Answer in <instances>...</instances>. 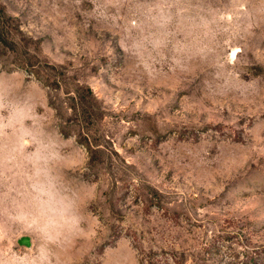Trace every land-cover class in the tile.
<instances>
[{"label":"rangeland","instance_id":"rangeland-1","mask_svg":"<svg viewBox=\"0 0 264 264\" xmlns=\"http://www.w3.org/2000/svg\"><path fill=\"white\" fill-rule=\"evenodd\" d=\"M0 264H264V0H0Z\"/></svg>","mask_w":264,"mask_h":264},{"label":"water","instance_id":"water-1","mask_svg":"<svg viewBox=\"0 0 264 264\" xmlns=\"http://www.w3.org/2000/svg\"><path fill=\"white\" fill-rule=\"evenodd\" d=\"M19 242H20L21 244H24V245H30V239H29V237H27V236H25V237H21V238L19 239Z\"/></svg>","mask_w":264,"mask_h":264}]
</instances>
